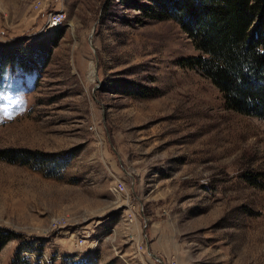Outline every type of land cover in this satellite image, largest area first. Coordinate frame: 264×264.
Returning a JSON list of instances; mask_svg holds the SVG:
<instances>
[{
	"label": "rangeland",
	"instance_id": "rangeland-1",
	"mask_svg": "<svg viewBox=\"0 0 264 264\" xmlns=\"http://www.w3.org/2000/svg\"><path fill=\"white\" fill-rule=\"evenodd\" d=\"M155 7L0 0V264H264V120Z\"/></svg>",
	"mask_w": 264,
	"mask_h": 264
},
{
	"label": "trees",
	"instance_id": "trees-1",
	"mask_svg": "<svg viewBox=\"0 0 264 264\" xmlns=\"http://www.w3.org/2000/svg\"><path fill=\"white\" fill-rule=\"evenodd\" d=\"M150 1L156 6L153 16L177 22L199 52L181 60L180 66L210 80L227 108L264 120V0ZM0 63L7 65V58ZM22 152L26 155L22 160L18 151L5 154L12 163H31L34 152ZM11 237L0 230V251Z\"/></svg>",
	"mask_w": 264,
	"mask_h": 264
},
{
	"label": "built area",
	"instance_id": "built-area-1",
	"mask_svg": "<svg viewBox=\"0 0 264 264\" xmlns=\"http://www.w3.org/2000/svg\"><path fill=\"white\" fill-rule=\"evenodd\" d=\"M66 19V15L63 12H52L49 14L47 21V30H54Z\"/></svg>",
	"mask_w": 264,
	"mask_h": 264
},
{
	"label": "water",
	"instance_id": "water-1",
	"mask_svg": "<svg viewBox=\"0 0 264 264\" xmlns=\"http://www.w3.org/2000/svg\"><path fill=\"white\" fill-rule=\"evenodd\" d=\"M93 48V47H92ZM95 71H97V68H96V70Z\"/></svg>",
	"mask_w": 264,
	"mask_h": 264
}]
</instances>
